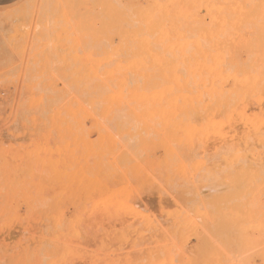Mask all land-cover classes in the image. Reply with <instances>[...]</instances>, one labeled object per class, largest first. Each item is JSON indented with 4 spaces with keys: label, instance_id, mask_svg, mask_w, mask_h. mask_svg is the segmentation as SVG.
<instances>
[{
    "label": "rangeland",
    "instance_id": "1",
    "mask_svg": "<svg viewBox=\"0 0 264 264\" xmlns=\"http://www.w3.org/2000/svg\"><path fill=\"white\" fill-rule=\"evenodd\" d=\"M181 1L166 9L204 52L174 61V105L146 110L141 63L151 80L174 63L114 64L136 26L109 31L105 0L0 7V264H264V0ZM111 83L133 108L105 107Z\"/></svg>",
    "mask_w": 264,
    "mask_h": 264
},
{
    "label": "bare ground",
    "instance_id": "2",
    "mask_svg": "<svg viewBox=\"0 0 264 264\" xmlns=\"http://www.w3.org/2000/svg\"><path fill=\"white\" fill-rule=\"evenodd\" d=\"M61 1V0H60ZM70 1V0H69ZM91 1H93V0H91ZM101 3H103L104 2V0H99ZM177 2L178 0H143V3H140L139 2V0H127V3H125L126 5H125V7H123L124 5L123 4H121L122 5V7H120L119 5L120 4H117V2L115 3V0H105V4L104 5H102V4H100L99 6H104L103 7V9L105 8V9H108V11H110L109 12V16L107 15V13H106V15H107V19L106 20H108L107 21V24L109 25V26H111L110 28H109V31H111L112 29V33H113V31L115 32L116 30H118L119 28L121 29H119L118 30V32H119V34L121 33L122 35H123V33H127L125 30H126V28H127V25H129L128 27H130V28H132V27H135V29L134 28H132V29H134L133 31H132V29H131V31H132V33L135 31L136 33V35L133 33H131L130 32V34H128L127 35V37H128V39H126L125 38V44H129L130 43V46H129V48H126L125 50H126V52L123 54V57L120 55V54H118L119 53V51H118V49H114L115 51H118V53L116 54V53H113L114 55H112V52H115V51H113L112 50V52H111V46H110V48L109 47H107V46H104L103 47V49L105 48H109V49H107L106 50V52H107V56L111 53V55L112 56H114L115 58L113 59V60H115V61H112L110 58L112 57L111 55H109L110 56V58H109V60H111L114 64L115 63H117V62H119L118 60H120L121 59V61L123 60V63H125L126 62V59L128 58V56L130 55V57L131 56H133V55H135V54H137L138 56H140L141 54H144V53H142V52H145L146 50L148 51V54H151V53H154V55L152 54V56H154L155 57V54H162L161 55V57L163 56V58L165 59L164 61H173V63L174 64H172V63H170V64H172V65H170L169 64V66L170 67H168L167 66V62H164L163 61V59L161 60L162 62H164V63H166V70H164V71H156V73H155V75L154 76H156L155 78L156 79H154V80H151L150 78H151V71H155V70H157L159 67L157 66V69H156V65H154V67H155V69L154 70H151V71H148L149 73H150V76H149V74L147 73V71H146V69H145V66H141L142 65V63H141V65H140V67H144V69H145V71H144V69H141V71H144V73L146 72V74L144 75V73L142 74V72L140 71V72H138L139 70H137V71H135L136 73H137V76L136 77H138L136 80H139L140 78H142L143 80H141L143 83H141V81H135L136 82V84H138V86H136V88H135V91L137 92V98H139V100L141 101V102H139V103H142V105H143V107L144 106H147V109H149L148 107H150L149 105H152V108H153V105L154 106H173L174 105V99H173V91H174V83H175V77H174V72H173V69H175L176 67H177V64H178V61H185L186 59H197V58H200L199 57V55L200 56H202V54H203V47H204V45H203V43H204V39H203V37H205V35H203V33H201V34H199L200 32L199 31H201L200 29L201 28H199V27H197L196 25L198 24V22H199V20L197 21V22H195L194 20H192V22L194 23H192V25H193V28H195V27H197V30H198V28H199V30H198V32L199 33H197V34H192V32L193 31H191V30H194L195 31V29H191V21L189 22L188 20V23L190 24H188V23H184V22H186V20L184 19L183 21H182V19L183 18H181V17H178V12L177 11H174L173 13H175V15H177V17H173V13L171 14L172 15V17H171V15H170V13L173 11L172 9H170V11L168 12L167 11V6L168 5H171L172 3H174V2ZM197 1H199V0H197ZM202 1V0H201ZM220 1V0H219ZM231 1H234L235 2V0H231ZM239 1V0H238ZM247 1V0H246ZM176 2H175V4H176ZM182 2V1H181ZM183 2H185V0H183ZM182 2V3H183ZM188 2H190V1H188ZM234 2H233V4H234ZM237 2V1H236ZM77 3H80V2H77ZM92 3V2H91ZM96 3H98V2H96ZM120 3V2H119ZM191 3H192V1H191ZM209 2L207 1V4H208ZM220 3H223V2H220ZM61 4V3H60ZM99 4V3H98ZM179 4H181V3H178V5L176 4V8H178V10L179 9H181V7H182V9H185V8H183V6H181L180 8L178 7L179 6ZM184 4V3H183ZM190 4V3H189ZM198 4L200 5L201 4V2H198ZM202 4H203V1H202ZM200 5V6H205V4L204 5ZM211 3H209V5H210ZM247 4V3H246ZM59 5V4H58ZM76 5V4H75ZM94 5H95V3H94ZM94 5H93V7H94ZM209 5H208V7H209ZM212 5V4H211ZM210 5V6H211ZM241 5V4H240ZM64 6V5H63ZM105 6H107V8L105 7ZM184 6H185V4H184ZM193 6V5H192ZM213 6V5H212ZM211 6V8H213ZM262 6V5H261ZM189 7V6H188ZM202 7V8H203ZM205 7H207V6H205ZM204 7V9H206ZM207 7V8H208ZM227 7V6H226ZM234 7V6H233ZM97 8H99L98 6H97ZM190 8V7H189ZM221 8V7H220ZM225 8V7H224ZM229 8V7H228ZM70 9V8H69ZM95 9V8H94ZM102 9V10H103ZM110 9V10H109ZM118 9H122V11H120L119 10V12H118ZM128 12H126L125 10ZM128 9H130V10H128ZM164 9H166V11L169 13V15H167V16H170V18H177L178 20H179V18L181 19V22L179 23L178 22V20L176 21L175 19H174V21L173 20H171L170 21V23L171 24H174V23H176V25H171L170 24V26L171 27H168V26H164L163 24H162V22H160L161 21V19H160V17H159V12L162 10V12L164 13L165 11H164ZM169 9V8H168ZM210 9V8H209ZM216 9V8H215ZM234 9V8H233ZM187 10H189V9H187ZM191 10V9H190ZM193 10V9H192ZM184 11V10H183ZM117 12V13H116ZM126 12V13H125ZM167 12H165L166 14H168ZM188 13H191L192 14V12H189V11H187ZM114 13L115 14H117V15H115L114 16ZM165 13L163 14V16H162V20L164 19L165 21H166V19H165ZM119 14V15H118ZM181 15H182V12H181ZM126 16V17H125ZM183 16V15H182ZM185 16V15H184ZM117 18V20H115L116 18ZM119 17H121V18H119ZM75 18V17H74ZM185 18L187 19V17L185 16ZM64 19V18H63ZM121 19V20H120ZM124 19H126V21L128 22H124ZM119 20V21H118ZM116 21L118 22L117 23V25H116V27H113V26H115L114 24H116ZM165 21H163V23L165 22ZM203 21H204V18H203ZM112 22H113V24H112ZM119 22H124L123 24L122 23H119ZM131 23H134L133 24V26L131 27ZM168 21H166V25H168ZM181 23H184V25L183 24H181ZM200 23H201V21H200ZM203 23V22H202ZM122 26H121V25ZM126 24V25H125ZM179 24V25H178ZM204 24V23H203ZM120 25V26H119ZM126 26L125 28H124V30L122 31V28H123V26ZM181 25V26H180ZM195 25V26H194ZM184 26H187V27H184ZM190 27V30H189V27ZM198 26H201V25H198ZM167 27L168 28H170L169 29V31L167 30ZM203 27H204V25H203ZM188 29V30H187ZM125 31V32H124ZM129 31V30H128ZM203 31V30H202ZM205 31V30H204ZM197 32V31H196ZM195 32V33H196ZM194 33V32H193ZM109 34V33H108ZM111 34V33H110ZM105 35V34H104ZM121 35V36H122ZM129 35H133L134 37H135V40H130L129 39ZM114 36H116V35H114ZM113 36V37H114ZM126 37V36H125ZM133 37V38H134ZM111 38V37H110ZM113 39V38H112ZM111 39V40H112ZM201 39H203L202 41H201ZM123 40H122V42H123ZM126 40H129L130 42L129 43H126ZM109 41V40H108ZM100 42V41H99ZM111 42V41H110ZM116 42H118V41H116ZM121 42V43H122ZM131 42H134L133 43V45H132V43ZM155 45H154V44ZM115 44V43H114ZM113 44V45H114ZM134 44H136V45H134ZM152 44H153V46H156V45H158L159 47H158V49H161V50H156V47L154 48L153 46H152ZM106 45V44H105ZM124 44H122L121 46H120V44L118 45V46H120L121 47V49H122V46H123ZM125 46V45H124ZM135 47L136 46V48L135 49H133V48H130V47ZM128 47V46H127ZM153 47L154 49V51L151 49V48ZM125 48V47H124ZM123 48V49H124ZM122 49V51L124 52V50ZM145 49V50H144ZM109 50V51H108ZM143 50V51H142ZM155 50H156V52H155ZM105 51V50H104ZM104 51H103V54H102V56H101V58L102 59H104V57H106L105 55H104ZM146 51V52H147ZM97 52V51H96ZM110 52V53H109ZM129 52H132V53H129ZM98 53V52H97ZM101 54V53H100ZM129 54V55H128ZM167 54H170V55H168V58L170 57H172L171 59L172 60H169L168 58H167ZM116 55H118V56H116ZM120 55V56H119ZM98 56V55H97ZM97 56H95V57H97ZM104 56V57H103ZM145 56V55H144ZM151 56V57H152ZM157 56V55H156ZM159 56V55H158ZM100 57V56H99ZM119 57H121V58H119ZM125 57V58H124ZM135 58H130V60L131 61H133V59H134V61H136V60H138V59H140V58H136V56H134ZM148 57V56H147ZM151 57H150V59H151ZM154 57H152V58H154ZM175 57H177L178 59H176ZM113 58V57H112ZM123 58V59H122ZM142 58V57H141ZM144 58L145 57H143L142 59L144 60ZM158 58V57H157ZM176 60H175V59ZM180 58V59H179ZM95 59V58H94ZM97 59L98 60H100V58H98L97 57ZM106 59L107 58H105V60L103 61V63H105V61H106ZM146 60H147V58H145ZM149 59V58H148ZM156 59V57L154 58V59H152V61L153 60H155ZM166 59H168V60H166ZM109 60H107V61H109ZM116 60H117V62H116ZM128 61H129V59H127ZM157 60H159V59H157ZM156 60V61H157ZM178 60V61H177ZM106 61V62H107ZM119 62V63H117L116 65H120V67H121V63L122 62ZM127 61V64L129 63ZM140 61V60H139ZM138 61V62H139ZM142 61V60H141ZM160 61V62H161ZM177 63V64H175V62ZM112 62H108V64H105L106 66L108 65L109 66V63L111 64ZM146 62V64L148 63L147 61H145ZM150 62V61H149ZM133 63H137V61L136 62H131L130 64L133 66ZM153 63H154V61H153ZM153 63H152V65H153ZM157 63V62H156ZM156 63H154V64H156ZM159 63V62H158ZM112 65L111 64V66L110 67H108L109 68V71H111V72H116V71H118V68H119V66H116V65ZM181 64H182V62H181ZM129 65V64H128ZM136 65V64H135ZM150 68H152V66L151 65H149V64H147ZM159 65H160V63H159ZM183 65V64H182ZM105 66V71H106V69L108 70V68ZM115 66V70L113 69V71L111 70L113 67ZM123 66V65H122ZM148 66H146V68H149ZM161 66H165L164 64L163 65H161ZM116 67H118V68H116ZM126 67V66H125ZM125 67H123V68H125ZM140 67H139V69H140ZM121 69L120 68V70L119 71H121V73L118 71V72H116V75L115 76H119L120 74V76H119V78L121 77V76H123V77H121L122 79H124L125 78V70L124 69ZM131 68H133V67H131ZM130 68V66H129V73H131V72H133V70ZM160 68H162V67H160ZM160 68H159V70H160ZM134 69V68H133ZM130 70H131V72H130ZM135 70V69H134ZM149 70V69H148ZM104 71V72H105ZM123 71V72H122ZM103 72V73H104ZM157 72L159 73V74H157ZM118 73H119V75H118ZM124 73V74H123ZM154 73H152V74H154ZM129 75V74H128ZM131 75H133L132 73H131ZM143 76H145L144 78H143ZM107 77V76H106ZM132 77V76H131ZM149 77V78H148ZM107 78H109V79H111L112 77L111 76H108ZM146 78V79H145ZM150 79L151 81H149L148 79ZM159 78V79H158ZM104 79V78H103ZM102 79V80H103ZM118 79V77L116 78V80ZM121 79V80H122ZM135 80V79H134ZM160 80V81H159ZM103 81H105V79L103 80ZM111 81H107V83H110ZM115 82L116 81H113V83L115 84ZM117 82H119V80L117 81ZM116 82V83H117ZM124 82V81H123ZM113 83H111L112 84V86L114 87L113 89H112V86H111V84H108V85H110V88L112 89V92H114V98H112V96H111V98H112V100L114 99L115 100V102H114V100H113V102H111L112 100H109V102H111V103H109V105L107 104V100L105 101V99H106V96H105V94H106V92L107 91H105V89H103L104 91V94H103V92H102V97L104 96V104L106 105L105 107H107V106H109V108L111 107V108H114L115 107V105H112V104H116V102L118 101H121V100H118L119 98L121 99V98H123L124 100H125V102L126 101H128V100H126L125 99V96L123 97V95H124V93L123 94H119V96L120 97H118V92L120 91L119 90V88L117 87V85L115 86V85H113ZM121 83V85L119 84L118 86H120V87H122L123 88V90L126 92V93H128L127 91H129L130 92V90L128 89V88H130V87H128L127 88V85H125V83H124V87H126L125 89H124V87L122 86V82H120ZM105 84V83H104ZM148 84V85H147ZM139 85H143L142 87L141 86H139ZM187 86V82L185 81L184 82V85L183 84H180V85H178V88H177V91H178V93H179V97H182L183 96V93H184V89H186L185 87ZM104 87V86H103ZM115 87H117V89H118V92H115V91H117V89H115ZM83 89V88H82ZM81 88H80V90H82ZM85 89V88H84ZM84 89H83V95L85 94V92L88 94V92H89V94H90V91H84ZM102 89V88H101ZM115 89V91H113ZM128 89V90H127ZM107 90H109V89H107ZM111 91H109V93H110ZM111 92V93H112ZM111 93H110V95H111ZM121 93V92H120ZM125 93V94H126ZM131 93H132V90H131ZM113 95V94H112ZM130 94H127V97L129 96ZM132 95H135V93L133 94L132 93ZM82 96V95H81ZM102 97H101V99H102ZM115 97H118V99L116 98L115 99ZM133 97V96H132ZM135 98V97H134ZM122 99V100H123ZM185 99V98H184ZM124 100L122 101V102H124ZM131 100V99H130ZM101 101H103V100H101ZM121 102V103H122ZM120 103V104H121ZM127 103V102H126ZM128 103H129V105L131 104L129 101H128ZM124 103H122L121 105L122 106H124L123 105ZM145 104H147V105H145ZM137 105V104H136ZM113 106V107H112ZM128 106V105H127ZM126 106V107H127ZM116 107H117V105H116ZM118 107H119V105H118ZM118 107H117V109H118ZM129 107V106H128ZM130 107H132L133 108V106H132V104L130 105ZM142 106H140L139 108H143ZM155 107V108H156ZM166 107V108H167ZM108 108V107H107ZM138 108V107H137ZM169 108V107H168ZM170 109H171V107H170ZM132 110V109H131ZM144 110H146L145 109V107H144ZM111 111V110H110ZM113 111V110H112ZM111 111V112H112ZM115 111V110H114ZM154 111V110H153ZM167 111V110H166ZM120 114V113H119ZM165 114H167V112L165 113ZM121 115V114H120ZM119 115V116H120ZM134 115V114H133ZM114 116H116V115H114ZM164 117V116H163ZM135 118H137V117H135ZM121 120V119H120ZM129 120V119H128ZM142 121V120H141ZM159 121V120H158ZM124 123V122H123ZM140 123V122H139ZM143 124V123H142ZM156 125V124H155ZM152 126V125H151ZM150 126V127H151ZM153 133V132H152ZM161 133V132H160ZM158 137V136H157ZM171 141V140H170ZM145 142V141H144ZM230 256V255H229ZM218 257V256H217ZM228 258V257H227ZM214 259H216V258H214ZM217 260H218V258H217ZM224 261H226V260H224ZM230 261V260H229ZM217 263V262H216Z\"/></svg>",
    "mask_w": 264,
    "mask_h": 264
},
{
    "label": "crops",
    "instance_id": "3",
    "mask_svg": "<svg viewBox=\"0 0 264 264\" xmlns=\"http://www.w3.org/2000/svg\"><path fill=\"white\" fill-rule=\"evenodd\" d=\"M17 1L18 0H0V7L11 5Z\"/></svg>",
    "mask_w": 264,
    "mask_h": 264
}]
</instances>
